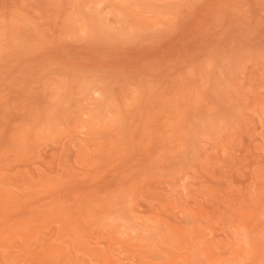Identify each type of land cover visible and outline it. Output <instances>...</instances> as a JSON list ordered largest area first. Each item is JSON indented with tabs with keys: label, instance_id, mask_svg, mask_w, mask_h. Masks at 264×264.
Returning a JSON list of instances; mask_svg holds the SVG:
<instances>
[{
	"label": "rangeland",
	"instance_id": "obj_1",
	"mask_svg": "<svg viewBox=\"0 0 264 264\" xmlns=\"http://www.w3.org/2000/svg\"><path fill=\"white\" fill-rule=\"evenodd\" d=\"M0 264H264V0H0Z\"/></svg>",
	"mask_w": 264,
	"mask_h": 264
},
{
	"label": "bare ground",
	"instance_id": "obj_2",
	"mask_svg": "<svg viewBox=\"0 0 264 264\" xmlns=\"http://www.w3.org/2000/svg\"><path fill=\"white\" fill-rule=\"evenodd\" d=\"M157 235V234H156Z\"/></svg>",
	"mask_w": 264,
	"mask_h": 264
}]
</instances>
